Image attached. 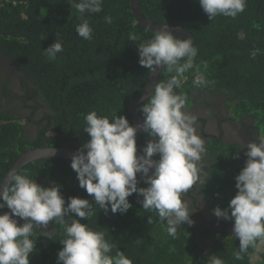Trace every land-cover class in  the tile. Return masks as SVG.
Wrapping results in <instances>:
<instances>
[{
	"label": "trees",
	"instance_id": "1",
	"mask_svg": "<svg viewBox=\"0 0 264 264\" xmlns=\"http://www.w3.org/2000/svg\"><path fill=\"white\" fill-rule=\"evenodd\" d=\"M77 2L0 0V56L18 67L24 84L31 85L30 95L40 97L47 108L35 125V134L24 137L23 124L4 108L0 91V180L23 151L37 146L80 149L90 138L83 131L84 116L90 111L111 117L117 110L118 116L124 115L132 124L127 106L141 96L150 72L138 62L137 43L151 39L155 31L135 20L130 0H103L101 12L83 14L93 30L91 40L83 39L75 32L81 22L74 7ZM139 6L149 21L182 26L192 34L193 46L198 50L194 65L200 67L209 83L203 87L193 83L195 67L184 74L182 87L175 91L186 94L185 110L189 112L199 97L213 95L234 122L255 135L264 134V0H246L244 11L235 18L218 15L212 20L198 0H140ZM105 16L111 17V24L105 22ZM130 33L140 40L130 41ZM56 35L63 51L50 58L44 50ZM255 49L260 51L253 58L250 53ZM174 74L162 67L156 83ZM4 91L7 93L6 88ZM142 103L136 106L140 115ZM206 149L213 166L207 183L201 185V193L212 211L217 206L224 209L237 191L235 176L245 164V150L237 143L213 138ZM70 160L37 159L17 172H27L45 187L59 185L66 203L72 196L92 202L86 190L79 187ZM137 179L138 187L147 186L139 174ZM141 199L132 194L128 197L131 207L115 214L110 210L105 214L93 203L96 215L87 220L75 218L105 233V239L114 245L110 255L120 250L132 264H207L212 254L223 264H264V241L260 240L255 247H249L243 259H235L239 239L229 230L233 220L181 223L178 238L174 239L166 231V222H161L155 212L142 209ZM5 211L9 209H0V213ZM199 213L200 210L198 215L202 216ZM218 221L223 225L212 226ZM53 225V240L34 233L36 251L30 253L29 264H57L58 250L63 247L59 240L64 237L63 229Z\"/></svg>",
	"mask_w": 264,
	"mask_h": 264
},
{
	"label": "clouds",
	"instance_id": "2",
	"mask_svg": "<svg viewBox=\"0 0 264 264\" xmlns=\"http://www.w3.org/2000/svg\"><path fill=\"white\" fill-rule=\"evenodd\" d=\"M198 2L209 20L218 15L235 18L246 5V0ZM102 4L103 0H79L74 4L81 20L75 27L78 36L92 39L93 30L83 14L101 12ZM104 19L112 23L110 16ZM128 39L137 42L140 37L130 33ZM44 51L50 58L63 51L58 35ZM137 51L142 67L151 71L165 67L168 73L175 74L156 83L146 102L140 105L142 123L130 124L124 115H117V110H113L111 117L98 115L94 110L84 116L83 131L90 138L72 155L70 166L79 187L86 190L92 202L72 196L66 203L59 185L42 186L27 172L11 170L0 181V209L10 210L0 213V264H29L30 253L36 251L34 233L39 230L52 239V232L43 230L50 222L63 229L64 238L59 240L63 247L58 250L57 264H132L120 250L110 255L114 245L105 239V233L75 217L87 220L96 215L93 203L105 214L109 210L113 214L124 213L131 207L128 197L134 193L142 197V209L155 212L161 222H166V231L172 238H178L177 229L182 222L194 223L190 218L194 209L182 196L194 185L207 182L209 175L202 163L206 149L196 131L197 116L185 110L186 94L175 89L182 87V77L194 67L193 83L197 87L207 86L209 81L194 65L198 50L191 37L177 39L166 24L155 30L151 39L137 43ZM259 51L255 49L250 55L255 58ZM203 67L206 69L207 64ZM226 115L231 118L227 110ZM138 129L151 137L140 153L136 144ZM252 134L254 140L239 145L245 150L246 160L235 176L237 191L227 207L217 206L210 211L208 200L197 190L211 214L208 218L199 215L201 220L207 224L216 218L233 220L232 233L239 239L236 260L243 259V254L255 247L258 240L264 241V134ZM157 154L159 158L153 159ZM137 174L146 187H138ZM17 217L23 223H18ZM148 222H152L151 217ZM219 223L215 226L223 225ZM207 264H223V260L212 254Z\"/></svg>",
	"mask_w": 264,
	"mask_h": 264
},
{
	"label": "flooded vegetation",
	"instance_id": "3",
	"mask_svg": "<svg viewBox=\"0 0 264 264\" xmlns=\"http://www.w3.org/2000/svg\"><path fill=\"white\" fill-rule=\"evenodd\" d=\"M30 87L31 85L29 83L24 84L21 71L18 69V67L9 58H5L3 55L0 56V91L2 93L1 103L4 108L11 111L14 115H23L25 122L32 125L29 128V126H25L23 122L20 121L24 127V137H30L35 134V125H38V120L42 116V110H47L40 97L34 98L30 95ZM4 88H6L7 93H5ZM199 98L201 99H199L198 102H195L196 104L192 106L190 111L193 115L197 116L196 131L203 138L205 142V149L211 138L222 140L225 143L234 142L238 145H241L242 143L246 145L248 141L254 140L252 132L247 131V129L243 126L238 127L237 125L239 123L234 122V119L225 115L226 109L220 110L221 103L217 101L213 95L202 96ZM143 134V131L136 133V144L138 151L142 149L148 139H151V137L148 135L143 136ZM158 158V154L153 157V159ZM202 163L205 166L206 173L209 175L210 171H212L211 169L213 166V159L207 149L205 151ZM201 185L202 184H197L196 186L194 185L192 189L197 188V190L201 193ZM192 189L182 196V199L189 202V207L190 204L193 203L191 198ZM200 197L202 198L200 201L201 205L203 206L204 197L201 194ZM190 209H194V211H192L190 214V218L193 220L194 224H198V221L201 220L200 216L196 213V211L198 212L200 209L199 205H195L194 208L190 207ZM207 214L208 213H205L206 218L209 217ZM17 222L23 223V220L18 218ZM232 229L233 225L231 230ZM43 230L51 231L52 235L55 233V227L51 222L47 228ZM38 231L39 230L36 232Z\"/></svg>",
	"mask_w": 264,
	"mask_h": 264
},
{
	"label": "water",
	"instance_id": "4",
	"mask_svg": "<svg viewBox=\"0 0 264 264\" xmlns=\"http://www.w3.org/2000/svg\"><path fill=\"white\" fill-rule=\"evenodd\" d=\"M140 0H130V9L131 12L135 18V20L145 26L146 28H149L153 31L157 30L158 28L162 27L163 24L151 22L148 19L144 17L140 10L139 6ZM167 25V24H166ZM168 30H170L173 34H178L183 38L191 37L192 40V34L190 31H188L186 28L182 26H173V25H167ZM162 68L157 67L154 71L149 72L147 75L144 89L142 91V94L140 97L135 99L134 101L130 102L128 104V112L132 115L133 118V124L137 125L138 123H142L143 116L140 115L136 111V106L142 102H144L147 99V96L153 91L154 85L156 84L158 75L160 73ZM142 130H137V133L141 132ZM78 149L74 148H68V147H57V146H45V147H35L26 151H23L16 155V157L13 159L12 163L10 164L9 168L7 169L4 176L1 178L0 181H3L7 174L11 170L17 171L20 167L23 165L32 162L37 159H43V158H68L71 159L72 155L77 152Z\"/></svg>",
	"mask_w": 264,
	"mask_h": 264
},
{
	"label": "rangeland",
	"instance_id": "5",
	"mask_svg": "<svg viewBox=\"0 0 264 264\" xmlns=\"http://www.w3.org/2000/svg\"><path fill=\"white\" fill-rule=\"evenodd\" d=\"M223 109V106H221L220 107V110H222ZM231 114V113H230ZM225 115H226V112H225ZM23 116V115H22ZM21 122H23V124L25 125V126H29V128L32 126L31 124H27L26 122H25V120L23 119V118H21V119H19ZM248 121V120H247ZM247 121H245V122H247ZM240 123V122H239ZM235 125V124H234ZM238 127H241L242 125L241 124H238L237 125ZM211 150H213V148L211 149ZM38 184H40V183H43L42 181H36ZM207 183V182H206ZM206 187H204V189H205ZM191 198H192V200H193V203L192 204H190V207L191 208H194V206L195 205H199V207H200V213L199 214H202V216L204 217V218H206L205 217V213H208L207 215L208 216H211V214H209V211L206 209V201L205 200H203V202H204V205L202 206L201 205V201H200V195H199V193H198V191H197V189H192V194H191ZM208 205V204H207ZM208 207V209L210 210V211H212L210 208H209V206H207ZM196 213L198 214V212L196 211ZM205 223L207 224V221H205ZM214 227H215V224L213 225ZM37 235H38V233H40L39 231L38 232H35ZM218 238L220 239L221 238V235H219L218 236Z\"/></svg>",
	"mask_w": 264,
	"mask_h": 264
}]
</instances>
